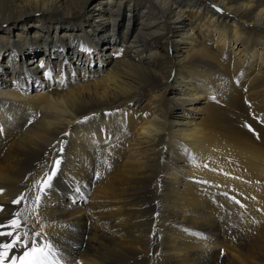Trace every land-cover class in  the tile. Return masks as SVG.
<instances>
[{"label": "bare ground", "instance_id": "bare-ground-1", "mask_svg": "<svg viewBox=\"0 0 264 264\" xmlns=\"http://www.w3.org/2000/svg\"><path fill=\"white\" fill-rule=\"evenodd\" d=\"M0 56V224L64 264H264V0H0Z\"/></svg>", "mask_w": 264, "mask_h": 264}, {"label": "snow or ice", "instance_id": "snow-or-ice-1", "mask_svg": "<svg viewBox=\"0 0 264 264\" xmlns=\"http://www.w3.org/2000/svg\"><path fill=\"white\" fill-rule=\"evenodd\" d=\"M213 7L215 8L216 6L213 5ZM217 11H221V9L217 8ZM212 99H215V97H212ZM145 115H147V113H145ZM84 119H88V117H85ZM28 123L32 124L33 121L29 120ZM60 163L61 161L56 159V167L51 169V175H47L46 179L38 180L36 182L39 185L41 192H44L50 187L51 180L56 174ZM97 176H99V173H97ZM3 191V189H0V192ZM25 199V194L22 193L12 201V204L18 205ZM40 201L41 197L37 195L33 201L37 207L31 209L33 213L37 212ZM2 210L3 206H0V211ZM21 215L22 212H16L13 214L12 219L8 220L6 223L0 224V229H8V231H0V237L11 238L9 243H0V264H3V260L7 255V250L16 247L23 249V254L18 258L15 256L12 257V264H17V260H19V264H64L63 257L59 254V250L55 245L50 240L43 237L42 231L33 233L28 230L26 227L27 217H24V220L22 221L20 219ZM37 219H39V217H37ZM77 264H79V262H77Z\"/></svg>", "mask_w": 264, "mask_h": 264}, {"label": "rangeland", "instance_id": "rangeland-1", "mask_svg": "<svg viewBox=\"0 0 264 264\" xmlns=\"http://www.w3.org/2000/svg\"><path fill=\"white\" fill-rule=\"evenodd\" d=\"M124 24H125V21H124ZM123 28H124V26H123ZM20 28H14L13 29V31H15V30H19ZM37 30V28L36 27H33V28H30L29 29V32H27L26 34H24V36H23V38L24 37H26V38H30L31 39V37L33 36V34L35 33V31ZM101 48V47H100ZM100 50H102V52H104L105 51V47H102ZM42 52H38L37 54H36V56H39L40 54H41ZM58 56V55H57ZM27 57H30L29 55L27 56ZM5 56L4 57H2V62H3V60H5ZM34 60V59H33ZM0 61H1V56H0ZM1 63V62H0ZM1 65V64H0ZM96 66V64H94V67ZM8 67V66H7ZM8 73H6L5 74V76L6 75H10L11 74V72H13V67H8ZM5 76H1V73H0V79L1 78H3V77H5ZM40 80H42V79H40ZM25 87L27 88V89H30V88H33V84H31V83H28V84H25ZM146 96H142V98H141V100H140V104H142L145 100H146ZM26 124L28 125L29 123H28V121L26 122ZM25 127V126H24ZM55 143H57V141L55 142ZM57 145H58V143L56 144V146L54 147L55 148V150H54V152H56V154H60L58 151H59V148L57 147ZM159 169L160 170H162L163 169V167L162 166H160L159 167ZM97 176V175H96ZM39 180V179H38ZM38 180H36V179H29L28 181H32L33 183H34V185L37 187V186H39L36 182L38 181ZM93 180H95V176H94V178H93ZM158 180H157V178L155 179L154 178V180H153V184L155 183L156 184V182H157ZM94 183V182H93ZM24 184H26V183H24ZM153 184L151 185V193L153 194V195H155L156 193H155V191H154V188H153ZM154 184V185H155ZM34 189H36V188H34ZM36 192V191H35ZM39 194H37V193H34V196L36 197L37 195H40V194H42L41 193V191L40 192H38ZM44 194H46V190L43 192ZM156 197H158L157 195H155ZM33 199H34V197H33ZM36 213V212H35ZM35 213H33V214H35ZM154 232V229H152V227H151V232H150V235L152 234Z\"/></svg>", "mask_w": 264, "mask_h": 264}]
</instances>
